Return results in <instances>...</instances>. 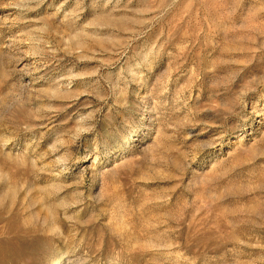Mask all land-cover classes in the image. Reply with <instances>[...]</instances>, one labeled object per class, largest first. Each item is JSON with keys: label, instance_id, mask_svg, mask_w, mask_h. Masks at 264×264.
<instances>
[{"label": "rangeland", "instance_id": "obj_1", "mask_svg": "<svg viewBox=\"0 0 264 264\" xmlns=\"http://www.w3.org/2000/svg\"><path fill=\"white\" fill-rule=\"evenodd\" d=\"M58 263L264 264V0H0V264Z\"/></svg>", "mask_w": 264, "mask_h": 264}, {"label": "bare ground", "instance_id": "obj_2", "mask_svg": "<svg viewBox=\"0 0 264 264\" xmlns=\"http://www.w3.org/2000/svg\"><path fill=\"white\" fill-rule=\"evenodd\" d=\"M88 159H89V158L87 157L86 160H88ZM58 264H60V263H58Z\"/></svg>", "mask_w": 264, "mask_h": 264}]
</instances>
